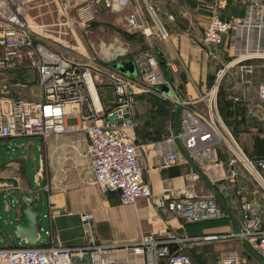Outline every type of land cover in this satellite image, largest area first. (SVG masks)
Listing matches in <instances>:
<instances>
[{
  "label": "crops",
  "instance_id": "0c3cea01",
  "mask_svg": "<svg viewBox=\"0 0 264 264\" xmlns=\"http://www.w3.org/2000/svg\"><path fill=\"white\" fill-rule=\"evenodd\" d=\"M154 1L157 20L167 29L168 37L146 36L140 29L135 32L139 36V46L142 45L140 48L155 55L157 69L165 79L163 83L135 84L134 80H139V67L132 58L136 51L129 53L128 48V52L123 48L126 55L111 61L122 52V47L112 44L107 52L102 50L105 56L110 54V61L107 59L110 70L112 68L129 78L134 85L135 103L130 109L131 122L125 128L131 129L133 136L140 141L136 146L138 163L154 194L160 192L161 183L165 180L171 188L173 200L211 196L224 216L181 223L166 207L155 205L150 198L139 197L134 204H121L118 192L104 191L92 183L91 159L83 125L78 117L67 116V130L43 137H24L26 141L21 142L22 146L30 147L29 156L33 162L34 152L37 157L31 183L22 169L23 162H27V154L20 150L15 155L8 148L9 151L7 149L0 159V248L27 244L24 238H17L12 232L20 213L19 193H23L31 205L39 193L43 195V205L35 223V246L82 245L84 235L79 214L90 211L97 245L113 249L136 242L143 233H157L164 229L165 237L172 240L180 238L183 247H191L187 251L188 256L195 260V253L204 251L194 249L199 244L210 243L213 250L225 247L222 239L210 240L205 236L240 230L244 202L252 203L259 217L264 219V202L258 187L263 188L240 166L228 164L229 154L222 143L215 147L216 158L222 166L214 167L212 173L199 165L179 140L177 148L181 158L175 164L164 167L161 155L156 152V144L170 131L178 130L181 105L175 100L192 101L205 93L214 82L216 66L222 64L226 57L233 56L236 47L242 46L240 35L230 31L217 46L207 47L200 40L203 26L214 14L223 19L243 15V3L237 0ZM145 16L150 23L146 13ZM152 28L155 31L156 27ZM35 38L38 37L34 36L36 44ZM126 57H131L135 74L131 70L123 72L112 67ZM37 59L34 48L22 49L16 65L0 71V96L40 100V88L36 83ZM242 65L248 68L244 69ZM94 73L96 106L106 113L115 106L114 87L110 79L104 75L100 78L98 72ZM261 82H264V56L229 68L216 95L217 115L221 123L250 158L259 159L264 158V103L257 93ZM192 107L203 110L201 103ZM0 139V143L6 145V138ZM231 172L234 176L230 175ZM240 241L245 242L243 245L249 244L245 239ZM170 245L174 250L179 242L172 241ZM242 256L247 259L245 251ZM105 257L112 260L107 253ZM91 258L89 253L81 258L75 257L72 264H92ZM248 259L250 262L251 258ZM259 263H262L261 258Z\"/></svg>",
  "mask_w": 264,
  "mask_h": 264
},
{
  "label": "built area",
  "instance_id": "2783aa9c",
  "mask_svg": "<svg viewBox=\"0 0 264 264\" xmlns=\"http://www.w3.org/2000/svg\"><path fill=\"white\" fill-rule=\"evenodd\" d=\"M131 0H91V9L120 11ZM244 5L241 16L223 19L214 14L203 26L200 40L207 47L217 46L222 37L235 31L242 38V46L234 49L233 57L215 74L210 88L196 99H179L181 105L178 130L170 131L156 144V152L163 159V166L175 164L180 158L177 140L188 149L190 155L207 172L222 166L216 158L215 147L225 144L229 153L228 164L238 165L264 188V158H250L221 123L217 115L216 95L227 70L246 60L264 56V0H237ZM139 4L126 15L131 29H140L144 35L156 34L162 39L169 35L167 29L157 20V6L154 0H138ZM23 0H0V71L13 68L24 48H34L38 59L36 83L41 98L32 101L26 98H4L0 96V138L43 137L61 133L68 129L67 116L78 117L86 134L87 151L91 159L92 183L104 191H116L121 204H134L139 197L150 198L157 206H164L181 223H194L220 218L224 214L217 207L213 197H186L173 200L171 188L163 180L160 192L154 194L143 178L138 163L135 144L125 133V123H109L108 117L121 119L125 110L130 112L135 103L134 85L129 78L111 68V82L115 91V106L106 113L98 108L92 90L96 93L94 70L80 65L34 43V35L22 19L20 8ZM90 6V5H89ZM88 6V7H89ZM86 7V8H88ZM83 8V7H81ZM145 11V12H144ZM145 13L150 23L146 21ZM152 26H155V31ZM156 32V33H154ZM133 61L139 67L138 78L143 83L157 85L164 82L163 74L157 69L158 61L150 50L133 54ZM246 69V65H242ZM94 73V74H93ZM113 77V78H112ZM258 97L264 103V82L258 85ZM203 104V110L192 107ZM234 176V172L230 173ZM217 179V176L215 177ZM238 232L205 236L206 239L240 238L253 243L264 264V226L255 207L250 202L242 205ZM84 243L79 246H35L13 245L0 248V264H72L75 257L88 253L92 264H192L183 250L182 239H168L166 231L143 233L130 244L106 249L95 244L90 211L79 214ZM194 239V238H193ZM196 239V238H195ZM179 242L176 249L170 243ZM110 258H106L105 254ZM102 256V257H101ZM221 264H240L236 254L222 258Z\"/></svg>",
  "mask_w": 264,
  "mask_h": 264
},
{
  "label": "rangeland",
  "instance_id": "374dc122",
  "mask_svg": "<svg viewBox=\"0 0 264 264\" xmlns=\"http://www.w3.org/2000/svg\"><path fill=\"white\" fill-rule=\"evenodd\" d=\"M90 2L91 0H23L20 14L33 35L38 37L35 38V41L39 45L62 55L74 63L90 66L99 73L100 78L104 75L105 78L111 81L110 76H113V73L107 63L112 59L109 60L110 54L107 55L106 53L105 56L102 50L104 49L107 52L109 45L112 44L125 48L126 52L129 49V53L142 50V45L139 46L140 40L137 32L129 28L126 22V15L139 2L138 0H131L120 11H110L104 8H98L94 11L91 9ZM232 57L228 56L226 60ZM128 58L130 57L122 59L121 64L126 62ZM225 61H221L223 63L216 66L215 74L219 68L223 67ZM112 67L118 68L115 64ZM133 74H135V71ZM134 82L135 84L147 85L139 80H134ZM126 129H124L126 135L137 146L140 141L133 136L131 129ZM4 141H6L5 146L11 148V151L13 150L12 154L16 155L20 150L22 153L27 154V162H23L22 169L28 182L31 183L34 172L33 164H37L36 153L34 152L33 162L29 156L30 147L22 146L26 141L24 137H11L4 139ZM22 141L23 143H21ZM222 144L225 146L224 143ZM258 189L262 195V202H264V188L260 189L258 187ZM262 222L264 226V219ZM222 243L225 247L223 249L216 248V250H213V245L210 243L195 246L194 249L200 248L204 251L195 253L196 257L195 260H191L192 264H220L222 258L229 254L238 255L240 264H258L260 261L253 243L249 242L248 245H243L245 242L240 241V238L235 239V237L223 240ZM185 247L183 250L188 254L187 251L191 247ZM243 251L247 255L246 260L242 256ZM248 258H251L250 262Z\"/></svg>",
  "mask_w": 264,
  "mask_h": 264
},
{
  "label": "water",
  "instance_id": "95a60500",
  "mask_svg": "<svg viewBox=\"0 0 264 264\" xmlns=\"http://www.w3.org/2000/svg\"><path fill=\"white\" fill-rule=\"evenodd\" d=\"M121 51L122 52L119 55H116L112 59V61L121 59L126 55L123 48H121ZM115 66L123 72H127V70H131L132 72H134L135 70V66L131 57L128 58L126 62H123V64H121V62L115 63ZM108 121L109 123H114L116 125L122 123L128 124L131 122L130 112L128 109H126L121 119H114L113 117L109 116ZM7 149V146H5L3 143H0V159L4 156ZM18 198L20 202L18 210L20 211V213L18 220L13 225L12 232L15 237L24 238L27 244L33 245L35 243L37 232L35 223L36 218L40 214L41 207L43 205V195L39 193L36 197L35 203L32 205L30 201L25 198L23 193H19Z\"/></svg>",
  "mask_w": 264,
  "mask_h": 264
},
{
  "label": "bare ground",
  "instance_id": "6f19581e",
  "mask_svg": "<svg viewBox=\"0 0 264 264\" xmlns=\"http://www.w3.org/2000/svg\"><path fill=\"white\" fill-rule=\"evenodd\" d=\"M92 95H93V101H94V103H95V105H96V103H98V101L96 100V99H97V95H96V93L94 92V90H92Z\"/></svg>",
  "mask_w": 264,
  "mask_h": 264
}]
</instances>
